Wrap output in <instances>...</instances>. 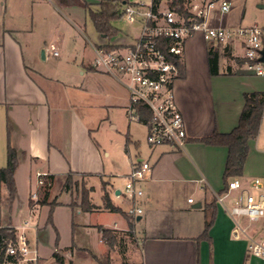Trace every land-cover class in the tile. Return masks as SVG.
<instances>
[{
    "label": "crops",
    "instance_id": "1",
    "mask_svg": "<svg viewBox=\"0 0 264 264\" xmlns=\"http://www.w3.org/2000/svg\"><path fill=\"white\" fill-rule=\"evenodd\" d=\"M79 1L90 4V8L100 2L0 0V168L6 164L8 143L18 159L14 174L16 193L11 203L6 200L4 184H0V226H12L16 235L32 229V236L27 235L29 247L41 255V246L51 243L52 253L62 257V264H74L76 252L81 251L76 250L73 238L72 244L61 246L66 250H56L58 243L62 244L58 240L61 219L72 228L73 225H79L82 230L96 227L103 252L109 249L103 230L112 234L132 232L139 246L138 256L131 257L132 252L129 253L128 264H264V258L248 253L245 237L233 239V221L217 202L224 188L227 147L195 141L213 132H230L243 110V95L264 92V77L254 76L241 66L244 54L241 39H232L222 46L205 41L200 34L186 40L183 75L174 82L173 89L184 119L187 142L182 150L167 145L150 146L142 157L129 124L118 123L105 113L99 117L95 113L96 109L103 108H107L106 112L110 108L124 111L129 100L128 90L117 78L91 67L96 48L107 44L125 45L134 38L128 42H88L84 19L74 11L87 12ZM223 1L230 4L229 11L221 13L218 8L213 9L210 24L225 28L264 26V0ZM70 31L72 45L66 42V33ZM101 38L107 37L101 35ZM209 48L218 51L217 75L209 72ZM35 49L43 51V58H37ZM53 51L57 52L56 56L52 55ZM93 83L104 94L101 102H92ZM104 115L108 127L121 137L120 140L112 136V153L98 138L105 123ZM247 146L242 173L236 177L245 182L261 178L264 187V116L257 135L248 140ZM142 162L151 168L139 183L143 194L136 204L142 214L129 219L119 212H109L102 202L103 183L111 203L126 214L130 202L116 181L125 183L124 177L132 167ZM69 172L85 175L83 180L88 189L92 187L91 180L100 181V202L93 203L90 192L89 202L93 206L90 211L83 212L76 207L80 201L74 206L71 190L63 191ZM38 173L47 174L51 182L44 192L47 204H41L44 195L37 202L31 200V194L37 189ZM57 183L59 191L53 193ZM30 184L34 185V191ZM233 196L230 193L224 200L226 206ZM52 201L56 205L50 206ZM212 201L216 209L214 223L207 239H197L210 212L206 205ZM197 204L200 206L195 207ZM62 210H68L69 216ZM107 212L113 216L112 226L100 222V213ZM76 216L82 217L79 223L73 221ZM242 224L254 239L264 233L263 221ZM82 252L96 258L101 256L89 250Z\"/></svg>",
    "mask_w": 264,
    "mask_h": 264
},
{
    "label": "built area",
    "instance_id": "2",
    "mask_svg": "<svg viewBox=\"0 0 264 264\" xmlns=\"http://www.w3.org/2000/svg\"><path fill=\"white\" fill-rule=\"evenodd\" d=\"M218 8L221 13L229 11L230 4L223 0H188V17L178 15L174 10L160 4L156 10L151 0H137L124 3L121 16L130 24H136L138 33L125 45L107 50L95 49L91 67L100 73L117 78L129 93L127 117L129 121L139 122L134 105L142 102L150 111V119L142 123L147 129L146 142L149 146L167 145L174 150H182L187 142V131L182 114L174 97L173 84L178 79L179 70L173 61L182 62L187 39L200 34L205 41L222 46L232 39H241L244 48L241 66L257 77H264V62L260 61L264 48V26H238L225 28L210 24V12ZM166 40V41H164ZM57 55L56 51L52 52ZM147 162L135 164L124 177V196L130 202L126 214L134 219L142 214L136 201L143 191L139 183L145 180L150 171ZM45 173L36 175V190L31 200L37 202L50 185ZM234 193L228 206L224 200ZM191 202V199L188 200ZM233 221L231 235L233 239L245 237L250 255L264 258V233L252 238L246 232L242 222H264V187L259 178L245 182L234 177L227 183L224 193L217 196ZM28 223L25 222L24 226ZM4 264H37L38 254L29 247L25 234L16 235L13 241L6 242Z\"/></svg>",
    "mask_w": 264,
    "mask_h": 264
},
{
    "label": "trees",
    "instance_id": "3",
    "mask_svg": "<svg viewBox=\"0 0 264 264\" xmlns=\"http://www.w3.org/2000/svg\"><path fill=\"white\" fill-rule=\"evenodd\" d=\"M61 2H66V0H61ZM129 0H100L98 6L99 11L94 12L90 8V4H87L84 1H79V4L85 8L88 12L90 21L100 35L110 38L117 34L118 30L112 26L111 21L121 17L120 9L124 3H128ZM153 8L156 10L160 4H164V6L174 10L178 15L182 17H188L189 13L187 10L188 0H151ZM166 41V40H164ZM105 49L110 50L116 48L115 45L107 44L103 46ZM218 51L215 48H209L207 50V61L209 72L211 75L218 74ZM173 61L177 64L179 75L178 78L183 75V65L182 62L173 59ZM244 97V107L241 112L238 124L235 128H233L228 133H218L213 132L211 135L196 139L195 141L212 146H225L227 147L228 153L223 173V183L224 188L220 192V194L224 193L227 188L228 179L230 177L240 176L243 169V164L247 157L248 146L247 142L249 139L254 138L259 130L260 123L264 116V92H252L245 93ZM135 110L139 116V122L144 123L148 119H150V111L146 107V105L142 102H137L135 105ZM18 166L17 153L15 149L8 143L6 148V164L4 167L0 168V184H4L7 190V201L11 203L15 193L16 186L14 181V174ZM79 176L81 180V185L84 186L85 181L83 178L85 175H80L76 173H67L66 179L62 185L63 191L71 190L72 187L75 189L78 188V179L75 177ZM81 187L80 190V203L78 206L83 212L90 211L93 206L89 202V193L90 189H84ZM44 194V198L41 201V204H47L46 195ZM102 202L105 209L109 212H119L123 216L131 219L127 214L122 212L118 207L114 206L109 198L108 192L106 190V184L102 185ZM50 206L56 205L54 201L49 203ZM75 206V205H74ZM206 209L210 210L209 214L206 216L204 230L203 233L197 239H207L208 231L214 223L216 216V209L214 206V202H210L206 205ZM103 238H105L106 242L109 245H112V242L115 240L114 236H109L111 233L109 230H103ZM16 238L15 229L8 226H0V264H4L9 261L8 258L5 257V245L8 241H13ZM94 259L95 256L92 255ZM52 258L55 263L62 264L63 259L57 253H52Z\"/></svg>",
    "mask_w": 264,
    "mask_h": 264
},
{
    "label": "rangeland",
    "instance_id": "4",
    "mask_svg": "<svg viewBox=\"0 0 264 264\" xmlns=\"http://www.w3.org/2000/svg\"><path fill=\"white\" fill-rule=\"evenodd\" d=\"M137 0H129V2H136ZM164 6V4H162ZM249 7V4H248ZM91 10L94 12L99 11V6L97 5H92ZM75 12H77L82 19H84L85 23V37L88 40V42L93 43V44H100V43H114L117 41L121 42H128L131 41L138 33V27L136 24H130L128 23L122 16L118 17L114 20L111 21L112 26L118 30L117 34L110 37V38H101V35L96 32L94 29L88 12H83L82 9H74ZM68 25V24H67ZM72 37V32H67L66 33V42L70 41ZM72 41L68 42L72 45ZM68 47V46H67ZM70 47V46H69ZM35 55L37 58H41V52L40 50L35 49ZM107 75L108 74H104ZM110 76V75H109ZM93 79H96L97 76H92ZM263 81V80H262ZM93 88L95 90V95L92 99L93 103H98L101 102L100 100H104V94L101 93L100 87H97L95 83H93ZM128 105H129V100H128ZM127 105V107H128ZM127 107L124 109V111L120 110H115V109H108L106 112V109L103 108V110H97L95 111L96 115L99 117L101 114H108V116L112 119H116L118 123H126L129 124L130 126V132L132 134V139L134 141L139 142V151L141 153L142 157H145L147 151L149 150L150 146L146 142V134H147V129L144 124L137 122L135 120L129 121L127 117ZM104 122L101 125L102 132L99 133L98 138L99 140L104 144L105 148L107 151L112 153V147H111V140L112 136H116L115 132L108 127V123L106 121V115L103 117ZM129 121V122H128ZM126 132V128H125ZM121 140L120 136H116ZM131 149L134 151L133 146H130ZM261 181L263 179L259 178ZM78 188L75 189V187L71 188V195H72V201L73 204L75 205L78 201H80V190L83 185H81V180L78 179ZM90 185L92 186L90 188L91 192V201L93 203H99L100 202V181L98 179L91 180ZM117 187L124 191V181L123 180H118L116 181ZM81 186V187H80ZM31 190L34 191V185L30 184ZM84 189H88L86 183H84ZM32 191V192H33ZM59 191V184L57 183L55 188L53 189V193ZM234 194V193H233ZM194 198V196L192 197ZM61 199H65L64 193L61 196ZM3 212L8 216L9 213L4 211ZM62 213H68L69 216V211L67 210H62ZM65 215V214H64ZM84 217V216H83ZM94 216H92L93 218ZM112 214L110 213H100L99 219L100 222L107 224L109 226H112ZM82 217L76 216L73 217V221L75 223H79L81 221ZM98 220V219H97ZM243 222H247L244 220ZM60 224V238L58 239L62 244L57 245L56 250H66L65 247L62 249L61 246H67L72 244V238L74 239V245L77 246L75 248H78L76 250L81 251V252H76L74 257V264H128V259H129V253H131V257H137V250H138V243L133 236L132 232L128 233H115L112 234L110 233L109 236L114 235V241L112 242V245L109 243H106L109 247V249L106 252H103L104 246L103 244L99 241L97 237V229L95 227L94 230H82L79 225H72L67 222L65 219H61ZM32 229H29L28 231L25 232L26 237L29 233L30 236H32ZM60 246V247H59ZM54 250V245H47L46 243L41 246V255L38 253V257L40 256L39 261L37 264H56L55 261L53 260L51 254L52 251ZM86 250L91 251L94 255H97L99 258H96L93 260V257L91 255H87L86 253H83L82 251L86 252ZM83 257H81V256ZM137 255V256H136Z\"/></svg>",
    "mask_w": 264,
    "mask_h": 264
},
{
    "label": "water",
    "instance_id": "5",
    "mask_svg": "<svg viewBox=\"0 0 264 264\" xmlns=\"http://www.w3.org/2000/svg\"><path fill=\"white\" fill-rule=\"evenodd\" d=\"M261 58H260V61H262V62H264V48H263V50H262V52H261ZM41 58H43V51H41ZM200 205L199 204H197L195 207H199Z\"/></svg>",
    "mask_w": 264,
    "mask_h": 264
}]
</instances>
